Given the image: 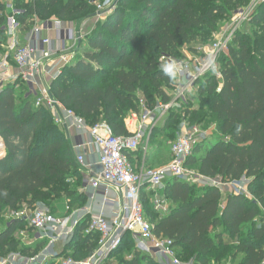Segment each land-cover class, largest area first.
I'll list each match as a JSON object with an SVG mask.
<instances>
[{"label": "trees", "instance_id": "obj_1", "mask_svg": "<svg viewBox=\"0 0 264 264\" xmlns=\"http://www.w3.org/2000/svg\"><path fill=\"white\" fill-rule=\"evenodd\" d=\"M88 1L14 0L13 7L22 12L18 48L35 18L49 22L55 16L67 22L86 11L89 16L93 8ZM250 1L119 0L97 29L79 42L80 53L50 83L51 94L89 126L106 123L115 136H127L125 119L140 109L138 91H146L151 108L171 102L166 89L177 78L165 73L163 66L171 64L163 58L176 61L181 46L210 37L225 17ZM10 16L7 3L0 0V45L7 41ZM248 24L250 30L236 32L228 55L218 60L222 79L207 74L200 83L220 136L195 144L186 166H197L200 175L224 182L247 179L252 198L230 194L223 202L216 187L173 178L161 190L170 205L168 213L162 214L153 202L157 194L147 186L140 194L154 234L170 239L183 262L211 264L242 255L238 264H264V1L256 5ZM13 58L10 54L11 63ZM19 86L24 87L20 81L8 84L0 92V134L5 144L0 155V215L37 203L54 212L55 204L64 199L73 207L85 205L89 199L80 192L84 175L68 134L50 111L35 107L25 88V94H19ZM172 117L165 119V128L173 123ZM157 132L155 128L152 135ZM143 156L141 146L128 154L133 165H140ZM25 221L17 219L0 231L1 256L19 249L16 233L26 227ZM90 221L91 216L85 217L63 252L47 264H60L62 258L90 259L101 240L100 234L86 232ZM132 237L129 232L124 235L110 262L115 264V255L129 244L131 258L122 259L121 264H158L136 248ZM45 246V241L37 240L20 249L32 256Z\"/></svg>", "mask_w": 264, "mask_h": 264}, {"label": "built area", "instance_id": "obj_2", "mask_svg": "<svg viewBox=\"0 0 264 264\" xmlns=\"http://www.w3.org/2000/svg\"><path fill=\"white\" fill-rule=\"evenodd\" d=\"M3 1L7 3L10 10L7 32L14 35L12 39L14 43L12 47H8L10 52L7 56L0 60V92L5 85L20 81L27 95L33 98L35 107L50 111L54 122L59 127L64 130L75 129L81 136H87L86 143L83 141L82 144L74 147L81 173L89 176L88 183L95 192L106 186V194L115 193L121 197V201L118 203L117 211L111 216L105 215L104 212L95 214L92 210L74 209L69 204L65 208L64 216L56 215L42 204L35 205L31 216L19 213L18 219L27 220L28 229L32 230L33 240L28 245L31 246L40 240L45 241L46 246L41 252L32 256L12 252L0 258V264L49 263L63 252L77 226L87 216H91V221L86 232H95L101 236L98 250L88 260L75 261L72 258H62L60 264H114L109 258L119 248L127 232L133 235L137 242V249L144 254L151 256L156 254L167 260L168 264H196L193 260L181 261L176 255L173 242L154 234V226L146 220L140 202L142 189L147 186L153 190H163L168 180L179 178L188 183L216 187L221 193L248 195V180L224 182L220 179L206 178L199 173L196 176L194 172L189 171L186 164L193 153L197 137L201 134L196 126L183 128L181 138L173 146L172 161L168 165L157 170L144 167L135 170L129 161L128 154L136 152L144 140L149 141L155 128L173 109V104L159 103L151 108L145 101L140 100L139 111L132 112L125 119L127 136H115L106 123L89 126L82 117L73 110L65 108L52 96L50 85L63 68L75 59L73 47L79 44L85 34L82 36V33L75 29L63 30L59 23L58 28L61 30L57 37L61 35V38L56 42L46 35L54 32L50 22L35 18L33 28L25 36L22 47L18 48L19 16L22 12L13 7L14 0ZM115 2L116 0L99 2L96 5L98 18L109 14L115 8ZM250 15V13L241 15L244 17L241 18L242 21H249ZM235 31L227 37L222 36V39L201 58H190L184 63H176L169 59L178 82L194 83L207 74H213L217 79H222L218 60L221 54L229 53V43ZM10 54L14 57V63L9 60ZM0 141L5 145L1 134ZM85 145L95 149L98 155L96 164L89 162L86 155L80 152ZM95 165L99 167V172L96 175H90ZM154 205L155 209L162 214L168 213L170 209L166 199L158 194L154 199ZM59 247L60 250H58Z\"/></svg>", "mask_w": 264, "mask_h": 264}, {"label": "rangeland", "instance_id": "obj_3", "mask_svg": "<svg viewBox=\"0 0 264 264\" xmlns=\"http://www.w3.org/2000/svg\"><path fill=\"white\" fill-rule=\"evenodd\" d=\"M261 1L263 0H251L250 4L247 7L231 12L230 13L231 17L230 18L225 17L221 21V23H219V25L217 26L218 28L217 32L212 34L210 37H200L195 42L191 43L190 45L181 46L179 49V55L178 54L176 55L175 62L184 63V62L189 61L190 58H201L209 52V50L212 48V46L216 42L222 39V36L227 37L231 32H234L235 30H236L235 33L238 31H242V30H246V31L250 30V26L248 24L249 21L247 20L242 21L244 17L241 15H249V13L251 14V11ZM99 2H101V0H89L88 1V6L93 8L91 10V15L89 16L87 15L90 13V11H86L83 15L80 14L77 18L71 21H67V22L59 20L55 16L49 17L50 20L48 21L52 25V28H54L53 37L55 38V40H59L61 38V35L60 36L58 35L57 37V34H59L61 30L60 28H63V30L64 29H69V30L75 29L76 31L81 32L82 36L84 34H85L84 36H87V34L96 30L97 26L99 25V22L104 20L106 16L108 15L107 14L101 17L100 19L98 18L97 10H95V8ZM118 2L119 0H116L115 6L118 4ZM59 23H61L62 25V27L60 25V28H58ZM7 37L8 38H7L6 43L0 45V60L7 56L8 52H10L8 50V47L10 46L12 47L14 43L12 40L14 38V35H11L10 32H7ZM64 38H66V36H64ZM78 45L76 47L75 46L73 47V51L75 52L76 55L79 54L81 51ZM225 55H228V53H226ZM221 56L222 54L220 55V57ZM169 59L170 58H165V57L163 58V60H166L168 62H169ZM223 59L224 58H222L221 60ZM170 60H172V58ZM202 81L203 79H199L197 82H194V83H190L187 81H182L179 83L178 80L176 79V82L174 83L173 87L169 90L166 89V91L169 93L171 97L170 103L173 104V109L171 113H168L166 118L169 117V115L173 116L172 117L174 119L173 123L169 125V127L165 128L163 126L164 121L166 119L165 118L158 124L157 126L158 132L156 133V135H151V137H153L152 141L150 142V139H151L150 138L149 141L144 140L141 143L143 155L144 156L146 155V157L143 156L142 161L141 162L139 161L140 165L139 163L136 165H133L132 162H130L132 166L137 168V170H140L141 167L142 168L144 167L150 170H157V169H160L168 165L172 161L173 146L181 138L182 131L185 126L187 127L196 126L200 129L201 134L197 137L195 144H198L210 138L215 139L220 136V133L218 132L217 127H216V122L214 118L211 116L210 101L208 97H206V95H203L200 93V83ZM18 88H19L18 89L19 94L21 95L25 94L23 92L24 87L21 88L19 86ZM137 96L140 100H143L145 102L148 100V95L146 94L145 90L138 91ZM189 166H190L188 167L189 171L194 172L197 176L198 167L194 165H189ZM191 184L198 186V187H203V184H200V183H191ZM83 186H84V182H83ZM72 191L76 192V190H73V189ZM80 192H81V189H80ZM151 192L158 194L160 195L161 198L165 199V197L161 195V190L155 189V190H152ZM248 192H249V188H248ZM76 194L78 195L79 193H76ZM222 195L224 198L223 202H225V200L230 195V193L222 192ZM247 196L251 197L250 193ZM154 199L155 197L153 198V200ZM68 202L69 201L66 199H64L63 202H57L53 209L54 213H57L56 211H59V213L63 212V209H65L64 206ZM88 203L89 202H86L85 205H81V206H86ZM37 204H41V203H37ZM42 205L44 206L43 203ZM34 207L35 206L28 207V205H24L17 212L5 210L0 215V231L4 230L7 224L17 220L18 214L21 212L25 216L26 215L31 216V211L34 210ZM25 222H26L25 224H27L26 227L20 228L16 233V241L18 242V247H19V249L16 252H20L23 255H24L23 248L26 246H29L28 244H30V241L33 240V236L31 235L32 231L28 229L27 220ZM220 230L221 229L219 228L218 232H222ZM132 238L135 241V245L137 248L136 239L134 237ZM130 240L132 241L131 238ZM226 242L227 243L231 242V240H228V237H227ZM20 248H22L23 250ZM131 251L132 249L130 245L125 244L122 250L119 251V254L115 255V259H114L115 264H121L120 262L122 259L131 258ZM3 256L0 255V258H2ZM241 258H242V255H239L234 260L232 258H228L227 260H224L221 262H215V263L213 262L211 264H238ZM157 261H158V264H168V263L163 262L162 260L157 259Z\"/></svg>", "mask_w": 264, "mask_h": 264}, {"label": "crops", "instance_id": "obj_4", "mask_svg": "<svg viewBox=\"0 0 264 264\" xmlns=\"http://www.w3.org/2000/svg\"><path fill=\"white\" fill-rule=\"evenodd\" d=\"M54 32H50L49 34H46L47 36L51 37L52 40L56 41L53 37ZM66 133L68 134L71 144L73 147H76L77 145H80L83 143V141L86 143L88 141L87 136H81L79 132H77L75 129H65ZM80 152L86 155V158L89 162H92L94 164L98 161V155L95 152V149L92 146L85 145L80 149ZM148 153V152H147ZM146 157V155L144 156ZM145 160V159H144ZM144 163V162H143ZM138 163H135V165ZM134 167V166H133ZM135 168V167H134ZM137 170V168H135ZM142 169V167L140 168ZM97 172H99V167L95 165L93 167V171L90 172V175H96ZM89 177V176H88ZM88 177L87 175H84V186L81 190L82 193H85L88 197V204L86 206H80L75 205L73 207L74 209H83V210H92L95 214L99 212H104L105 215L111 216L113 215L117 209H118V203L121 201V197L117 196V194L112 193L107 195L106 194V186L100 188L95 192V190L89 185L88 183ZM149 191H152L153 189L148 188ZM68 203L65 204L64 208H66ZM56 215L64 216L66 214V210L63 209V212L59 213V211H56ZM60 250V247L59 249ZM153 257L158 260H162L163 262L167 263V260L163 259L162 257L154 254Z\"/></svg>", "mask_w": 264, "mask_h": 264}, {"label": "clouds", "instance_id": "obj_5", "mask_svg": "<svg viewBox=\"0 0 264 264\" xmlns=\"http://www.w3.org/2000/svg\"><path fill=\"white\" fill-rule=\"evenodd\" d=\"M163 67L166 74L174 75L173 67L171 65H164Z\"/></svg>", "mask_w": 264, "mask_h": 264}, {"label": "bare ground", "instance_id": "obj_6", "mask_svg": "<svg viewBox=\"0 0 264 264\" xmlns=\"http://www.w3.org/2000/svg\"><path fill=\"white\" fill-rule=\"evenodd\" d=\"M2 152H4V145H3L2 141H0V155ZM3 155H4V153H3ZM0 158H1V156H0Z\"/></svg>", "mask_w": 264, "mask_h": 264}, {"label": "water", "instance_id": "obj_7", "mask_svg": "<svg viewBox=\"0 0 264 264\" xmlns=\"http://www.w3.org/2000/svg\"><path fill=\"white\" fill-rule=\"evenodd\" d=\"M4 152H5V145H4ZM2 157V156H1Z\"/></svg>", "mask_w": 264, "mask_h": 264}]
</instances>
